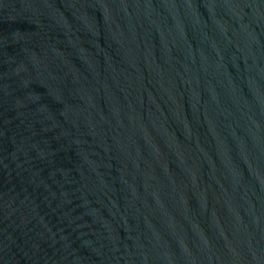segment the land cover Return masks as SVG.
Masks as SVG:
<instances>
[{
    "label": "water",
    "instance_id": "obj_1",
    "mask_svg": "<svg viewBox=\"0 0 264 264\" xmlns=\"http://www.w3.org/2000/svg\"><path fill=\"white\" fill-rule=\"evenodd\" d=\"M0 264H264V0H0Z\"/></svg>",
    "mask_w": 264,
    "mask_h": 264
}]
</instances>
